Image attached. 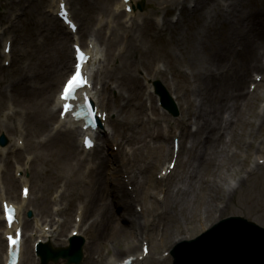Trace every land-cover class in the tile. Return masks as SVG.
Segmentation results:
<instances>
[{
	"label": "rangeland",
	"instance_id": "obj_1",
	"mask_svg": "<svg viewBox=\"0 0 264 264\" xmlns=\"http://www.w3.org/2000/svg\"><path fill=\"white\" fill-rule=\"evenodd\" d=\"M51 1L0 0V122L5 123V118H8V127L5 130H8V138H14L15 135L19 136L18 132L14 131L15 120L19 119L20 113H24L21 118L27 133V137L23 140L26 150L24 153L20 151L16 156L9 157L0 155L3 172L2 186L6 190L8 199L12 202L20 201V186L12 183L14 171L10 161L13 159L16 163H22L18 165H23L25 158L32 160L29 174H26L30 181L31 198L24 210L22 230L25 234V241L19 264H41L31 249L33 240H30L29 235L33 231L34 224L31 220L33 217L28 219L26 212L34 211L37 208L35 215L39 224L47 222L49 227L57 229L55 232V237L58 234L57 239L51 242L55 248L51 247L53 249L65 248L68 246L67 240L71 236L74 226L77 225L78 211L86 213L88 209L85 194L89 193L93 179L99 175L93 177L92 173L88 176L89 166L87 164L83 169L79 170L78 168L76 173L75 171L71 172L77 168L74 162L77 158L76 150L80 148H76V146H80L78 140L75 147H71V152L69 150L67 153L69 159L63 160V164L59 163L60 149L50 161V156L56 153V144L59 141L52 142L51 145L48 143L46 145L48 147H44L42 150L36 149L43 137L47 139L50 123L51 125L55 123L54 115L56 117L57 113L50 111L52 96L62 76L60 77L59 70L55 71V67H53L55 63L51 59L47 62L48 72L41 77H39V67H34L33 70L36 73H33L30 66L41 62V60L44 62L52 52L61 59H63L62 55L66 53L72 59L70 36L66 37L62 32L59 33V37L56 35L59 32L55 23L58 18L48 11ZM119 1L69 0L73 15L80 24L78 39L85 46L89 41L94 40L100 49L101 63L91 67L90 76L95 89L102 91L100 96L98 94L99 98L107 100L108 109L111 111L107 126L109 133H112L108 137L109 145L105 136L102 139H97L98 148L102 152H95L88 157H93L95 164L99 158L104 159L101 170L105 180H108L112 168H124L119 177L124 180V183L121 181L120 183L124 184L125 197L132 202L134 200L131 210L128 213L119 210V205L122 203L119 200L122 197L117 194L120 189H116V192L113 191L114 185L111 194L106 196L108 204L106 207L112 224L124 226L130 234L136 233V235L122 240L106 234L101 241L96 242L91 238L92 235L88 234L90 232H86L84 236L81 235L85 242L82 264H87L89 260L86 258L88 255L90 256L89 249L92 250L94 264H104L99 259L100 257L115 256L118 258L124 255L126 250H129L128 246L132 241L137 242L139 254L143 243L150 248L151 255L155 258L157 255L153 246L159 244L161 229L165 226L168 228L165 248H169V250L174 248L178 242L196 237L207 227L228 216H242L264 227V75L260 74L262 79L257 82L253 92L257 93L259 97V100L255 101L256 110L250 107L246 108L245 125L239 126L236 130L235 140L232 143L229 141V144L222 148V150L227 149L228 155L223 158L221 154H218L213 158L214 161L212 159L206 163L209 166L203 168L204 166L196 167L193 162L195 147H193V137L190 133L192 130L191 121L187 120V112L185 113L184 109L186 103L194 105V100L190 96V92L187 94L188 96H184L183 90H192L196 84L193 85V80L190 83L183 79L173 80L168 70V65L171 64L175 66L176 72L189 73L191 70L189 68L191 48L196 47L195 44L199 38L212 43L209 44V49L216 50L214 54L218 53V55L222 54V48H229L227 42L238 36H241L239 41L242 43L256 41L260 36V29L257 25L262 22V14L243 17L242 24H245L246 28L239 35H236L235 32L234 17L226 22L221 21L223 19L221 18L208 23L215 24L208 26L210 30V34H208L205 33L207 31L203 28V22L199 20L198 15L191 14L192 0H176L173 5L169 4V10L166 9V6H162L163 0H136L133 4L136 11L132 16H128L123 10L115 14L116 2ZM178 1L180 2L178 3ZM235 1L237 5L244 3L248 8L257 6L256 0ZM11 3L15 4L13 10H10L11 7H14ZM181 3L184 6L183 10ZM138 5L141 6V11ZM3 15L6 18H3ZM180 17L183 18L180 19ZM146 18L148 19L147 27L142 26L141 29L134 28V30L132 28L141 48L148 51L145 54L144 66L140 65V59L131 58L123 68L124 61L118 59V53L125 46V41L121 39V36L131 25L140 26L142 20ZM101 19L103 24L99 25ZM178 19H180L179 22H177ZM189 24L194 25V28L189 29ZM53 29L55 35L47 37L46 35L52 33ZM35 31L37 36L34 35ZM207 36L208 38H206ZM114 37L115 41L118 38L119 41L116 43L114 41L113 45L107 48L106 42ZM6 39L10 42L9 48L6 50L10 57L8 61H3V42ZM234 47L236 52H240V55L245 57L249 55L241 52V48L237 46L236 42ZM254 56H256L255 51ZM238 57L239 55L236 54L227 59V67L234 70ZM71 64L72 61L68 67ZM21 72L28 75L19 81L23 84L16 86L17 88L13 85L5 91V87L12 80L19 78ZM160 73L166 77L161 76ZM48 76H50L51 82L54 81L53 84L45 81ZM143 77L159 78L158 80L165 86L169 94L174 97L179 108L178 118H172L163 113L156 104L157 99L147 89ZM25 83L30 87L24 91L23 95H17ZM15 88L16 90H14ZM95 89L94 91H96ZM130 94L131 96H129ZM120 95L124 97L125 106H122ZM242 101L240 99L239 105ZM44 109L48 113L51 112V115L54 114L53 118L48 121L47 125L46 122L39 126H32L35 114L42 117L41 111ZM121 110H123L122 113ZM24 116L25 119H23ZM170 127L172 128L169 131ZM173 128L174 131H172ZM182 128H184L182 132L186 137L180 149L178 167L164 181L160 178L161 172L165 173L167 170L170 157L159 161L158 155H162L159 151L161 148L169 147L170 153L173 137H167L168 131L169 135H179ZM66 138H70V145L74 146L72 135L64 137V139ZM60 139L63 138L60 137ZM157 147H161L159 151L156 150ZM111 151L120 156L122 163L119 165L117 162L113 163L112 157L109 155ZM208 154L209 150L207 156ZM71 157H75L74 160ZM259 161L260 163H258ZM132 175L133 181L131 180ZM85 176L86 178L83 180ZM141 176H143L147 187L149 186L147 197L141 196L135 184L137 178L141 181ZM168 184H172L171 192L166 197ZM234 184H236L235 187L231 188ZM177 189L179 192H176ZM209 195H212L216 200L215 203L218 207L212 206L209 217L202 216L203 207H205ZM166 200L168 212H170L169 220L163 221L165 225L159 222L158 228L155 230H152L151 227L146 229L145 220L147 217L149 218V215L138 213L136 209L149 208L151 202L153 204L156 201L157 214H160L166 207ZM55 208L60 212L55 211ZM124 214L128 219L125 223L122 221ZM86 217L92 219V216ZM136 220L142 222L138 223ZM132 221L135 222L134 225ZM88 227L89 224L86 223L84 229ZM2 228L0 226V264H4L5 254L1 236ZM141 240H143L142 243H140ZM93 242L97 243L96 247ZM171 259L168 257L164 260L167 261L166 264H171ZM48 264H65V261L60 259L57 263L49 262Z\"/></svg>",
	"mask_w": 264,
	"mask_h": 264
},
{
	"label": "bare ground",
	"instance_id": "obj_2",
	"mask_svg": "<svg viewBox=\"0 0 264 264\" xmlns=\"http://www.w3.org/2000/svg\"><path fill=\"white\" fill-rule=\"evenodd\" d=\"M43 1V0H42ZM116 1V0H115ZM64 3V0H52L51 3L48 5V11L52 14L57 16L58 10H59V4ZM69 0H67L66 5H68V11H69V17L70 19L75 22L76 24L79 23V20L74 19L75 17L72 16V12L70 11V4L68 3ZM136 0H130V2L127 5H132L135 3ZM176 0H163L162 6H166V9L169 10V4L175 3ZM180 1H178L179 3ZM116 12L115 14H118L122 9H125L126 5L120 0L119 2H116ZM191 3H193L194 9L191 11V14H197L199 20L203 22V28L206 29L207 32L210 34V30L208 29V26H214L215 24H208L214 21L215 19H221V21L226 22L227 20L230 21L232 17H234V21L236 22V27H235V32L236 35H239V33L243 32V29L246 28L245 24H242L243 22V17L246 16H255L257 14H262L264 16V0H258L257 1V6L255 8H248L244 3H240L237 5V2L235 0H192ZM12 6L10 10L15 9V4L11 3ZM67 8V6H66ZM181 8L183 10L184 6L183 3H181ZM133 12L131 11L130 16ZM181 13V12H180ZM245 14V15H244ZM183 15V14H181ZM230 15V16H229ZM3 18H6L5 15L2 16ZM183 18V17H182ZM225 18V19H224ZM41 19V18H40ZM39 19V20H40ZM148 19H143L142 23L140 26L137 24L131 25L128 30H125L124 33L121 36V39L125 41V46L123 49L118 53V59L123 60V68H125V63L129 59H140V65L144 66V58L145 54L148 52L146 49L141 48L140 44L138 43L137 39L135 38L133 34V30L139 29L142 26L147 27L148 26ZM46 21V19H45ZM220 22V20H219ZM56 27L58 29V33L56 34L58 37L60 36V32H62L64 35H69L71 32L67 29L65 30V27L63 24H61L58 20L55 21ZM89 24V23H88ZM103 24V20L101 19L99 21V25ZM159 24V22H157ZM234 24V22H233ZM47 25V24H46ZM169 25V24H168ZM170 26V25H169ZM262 26L264 27V21L262 23ZM164 27V24H163ZM261 27V28H263ZM133 28V30H132ZM189 29H193L194 25H188ZM141 29V28H140ZM49 30V29H48ZM54 29L52 33L47 34L46 36H54ZM77 32V31H76ZM213 31L211 32V34ZM76 34V33H75ZM35 36H37L36 31H35ZM207 35V34H206ZM67 37V36H66ZM208 38V36L206 37ZM37 39V38H36ZM74 40L77 41L78 38L74 37ZM239 39L235 40H230L229 46L231 45V50H226L225 48H222L221 55H218V53L214 54L212 49H209V44H212L210 42H205L203 39L199 38L196 42V47L191 48V56L189 58L190 63H189V68L191 69V74L190 76H187L186 73H180L176 72L175 66L169 64L168 68L170 71L171 76L173 77V80H178V79H183L185 82H188L189 79L191 78L193 82L196 84L192 90L187 89L184 93V96H188L187 94L190 92V96L193 97V102L192 103H186L185 110L187 112L188 120H192L193 123L191 126L195 127L194 132L191 134L193 137V147H195L194 151V157H193V162L196 164V167L199 166H204L203 168L209 166L206 165L207 162L211 161L213 158H215L218 154H221V156L224 158L225 156L228 155L227 149L222 150L224 146H227L229 144V141L231 143L235 140V137L237 135L236 130L239 126L245 125L246 121L244 118V113L246 108H257V104L255 101L259 100V97L257 93H247L245 91V84L246 81L248 80V72L249 71H260L261 73L264 72V66H260V60H261V55L259 58V61H257L258 57L260 54H264V36L262 37L261 40H259L255 46L253 47L252 45H246L244 49L241 51L245 53H249V57H246L242 60L241 65L238 69H230V67H227L226 62L224 61V58L228 56V54H238L239 52H236L235 47H234V42L237 43ZM45 41V40H44ZM115 41V37L112 39H109L106 42V47L110 48ZM119 41V38L115 41V43ZM137 42V43H136ZM136 43V44H134ZM8 39H6L3 42V47L4 49L8 48L9 45ZM85 51L90 55L89 61L86 63V70L90 71V68L97 64L101 63V52L100 49L98 48L97 43L94 40L89 41L88 45L85 47ZM149 49V53H150ZM254 51L256 52V56H254ZM63 59L61 57L57 56L53 52L48 55L46 60L44 62L41 60V62H38L32 66H30L31 71H34V67H39V77H41L43 74L48 72V60H52L55 64L53 67H55V71L59 70L60 73H65L68 70V65L70 62L69 55L64 53ZM4 59L3 61L8 60V55L3 54L2 56ZM250 59V61H247ZM257 69V70H256ZM99 72V71H98ZM33 73H36L34 71ZM28 75L20 73L19 78H16L15 80H12L5 88V91L12 87L13 85L20 86L23 83L19 82L21 79L27 77ZM145 80L147 86L149 89H152V79H148L146 77H143ZM46 82H51L50 76L45 78ZM54 81L51 82L53 84ZM93 84V82H92ZM30 86L24 84V86L21 87V92L17 93V95H23L24 91L29 88ZM17 88V87H16ZM16 88L14 90H16ZM93 89H91V94H92V99L93 102L97 105L100 110L97 113L105 114V120L102 121L100 120V126L96 130V134H100L103 132V134H106L107 136L109 135V132L106 130V123L109 120L110 113L107 111L108 105L107 103H103L104 99H102V104L101 101L99 100L98 96V91L93 92ZM102 92V91H101ZM131 96V94L129 95ZM243 99L241 104L239 105L238 101L235 99ZM124 97L120 95V101H123ZM261 100V98H260ZM245 101V104H244ZM53 104V109L56 108V106L59 104L58 96H54L52 100ZM244 104V105H242ZM61 105V102H60ZM193 107L194 110H193ZM256 110V109H255ZM46 113V112H45ZM250 113V112H249ZM248 113V114H249ZM44 114V112H43ZM45 115V114H44ZM48 115V113H47ZM252 116V114H250ZM51 117V114L49 113L48 115ZM53 118V117H51ZM5 123L3 121L0 122V133H3L7 135V121L8 118H5ZM47 120L44 118L37 117L35 114V119L33 121V125H40L43 123H46ZM48 122L46 123V125ZM16 125V124H15ZM82 124H75L71 123L67 117H65L63 120L60 119V117L57 116V122L55 123L54 126H52L53 131H56V134H52V138L49 143H52V141H59L60 136L63 137V140L59 141L60 143L57 145V149H60V163L64 159H68L66 153H68V150L66 152V146H68V143L65 141L64 137H70V134H73L74 142H75V137L77 138L80 133H82L81 129ZM17 128H20L19 125H17ZM105 132V133H104ZM135 138V135L133 136ZM191 137V138H192ZM230 137V139H229ZM181 138L184 141V134L181 132ZM70 138H68L69 140ZM9 140V150H16L17 152L20 151L21 149V142L20 139H8ZM82 140V139H81ZM107 140V139H106ZM108 141V140H107ZM7 147V148H8ZM5 148H0V154L4 155L5 152H8ZM70 150V149H69ZM209 150V154L207 156V152ZM162 155H158L159 161H163L166 158L170 156L169 153V148H161L159 151ZM58 154V151L54 153V155L51 157L52 159ZM109 155L113 158V163L117 162V165L122 163L120 160V156L113 154L112 151L109 152ZM207 156V157H206ZM12 161V160H11ZM10 161V163H11ZM98 161H101V159H98ZM214 161V159H213ZM84 163V161H81ZM100 163V162H99ZM102 164L104 162L102 161ZM161 165V164H160ZM16 166V165H15ZM79 168L81 165H78ZM124 167V166H123ZM1 169V168H0ZM25 168H22L21 166L18 167L16 166L15 172H22ZM124 168L117 169V168H112L111 170V178L109 175L108 180H105L102 177V173L98 172L97 175L98 177L94 178L93 180V185L91 186L92 188L90 189L89 193L86 196V203L88 206V209L86 210V213L82 211L80 215H78L79 222L77 223L76 227L72 230V232H77V235L84 236L86 232H90L88 234H91V238L95 240L96 242L101 241L104 235L109 234L115 237L118 240L122 239H128L132 237L134 234H130L129 232L126 231L124 226H118V224H112L110 220V215L108 213V209L106 207L107 202H106V196L108 194H111L112 185L115 186L113 191L116 189H120L118 191V196H121V200H119L121 203L120 209L124 213H128L131 210V204H133L132 201L127 199L125 197V191L123 190L124 180L120 178V173L122 172ZM75 171V173L78 171L77 169L72 170L71 172ZM133 171V170H132ZM131 171V172H132ZM137 176V175H136ZM142 179L141 181L137 178L136 179V187L138 188V191L141 193L142 197H147V193L149 192V186L147 187L143 176H141ZM86 178V176L83 178V180ZM163 179L167 180L168 177L164 176ZM131 180L133 181V175L131 176ZM23 186H26L27 181L25 176L22 175V177L17 180ZM106 182V185L104 183ZM174 184V183H173ZM171 185H167L166 189V197L170 195L171 192ZM1 181H0V187H1ZM120 187V188H119ZM105 188H108V191L105 190ZM177 188V187H176ZM175 188V189H176ZM3 188H0L2 190ZM212 191V190H211ZM176 192H179V189L176 190ZM3 200V194H0V203ZM26 199L22 198V204L20 206L17 205V223H13L11 226V230H16L19 225L23 222L22 218V207L25 204ZM216 200L212 197V195H209L207 197V201L205 204V207L202 216H208L209 213L211 212L212 206L218 207L217 204L215 203ZM156 201L155 203L152 204L149 208H142L141 207V212L142 214L149 215V218L147 217V220H145V228L151 227L152 230H155L158 228L159 222L165 223L163 221L169 220V213L168 212V205L166 202V207L163 209L162 213L157 214V209L158 207L156 206ZM35 211V209H34ZM148 213V214H147ZM86 216H92L91 217H86ZM3 220V218H2ZM123 223L128 221L126 218L125 214L123 215L122 218ZM138 223H141L142 221L136 220ZM4 223V222H3ZM34 223V228L33 231H36V236H32L35 239H41L40 242L48 244L50 241L55 240V235L54 232H48L42 227V224H39V221L36 216H34L33 219ZM88 223L89 227L84 229V225ZM132 224L134 225L135 222L132 221ZM132 225V227H133ZM171 230V229H170ZM172 232V231H171ZM9 234L8 231H5L4 235ZM141 238V236H140ZM168 238V228L165 226L161 229V236L159 240L158 245H154L155 247V254L158 257H150L149 259L147 256H144L141 253V247H140V254L137 251V246L134 241H132L130 246H128L129 250L125 251L126 256L122 255L120 257H115V256H102L99 259L102 260V263L104 264H118V262H122L125 258H132L130 264H166L165 260L159 259L160 255L163 254L164 252H167L169 248H165L166 245V239ZM143 240L140 241L142 243ZM93 245L96 247L97 243L93 242ZM22 248V247H21ZM99 250V248H98ZM91 256H92V250ZM150 253L148 252V255ZM125 257V258H124ZM89 260L87 261V264H94V262L91 260L92 257L88 258Z\"/></svg>",
	"mask_w": 264,
	"mask_h": 264
},
{
	"label": "water",
	"instance_id": "obj_3",
	"mask_svg": "<svg viewBox=\"0 0 264 264\" xmlns=\"http://www.w3.org/2000/svg\"><path fill=\"white\" fill-rule=\"evenodd\" d=\"M80 257L76 254L69 261ZM173 257V264H264V230L239 218L229 219L195 242L183 244Z\"/></svg>",
	"mask_w": 264,
	"mask_h": 264
},
{
	"label": "snow or ice",
	"instance_id": "obj_4",
	"mask_svg": "<svg viewBox=\"0 0 264 264\" xmlns=\"http://www.w3.org/2000/svg\"><path fill=\"white\" fill-rule=\"evenodd\" d=\"M81 58V55L78 53L77 59L79 60ZM81 64L76 65V72L68 79L66 85L64 86L61 99L67 100L70 96L75 95L77 89L82 86L83 83H85V79L81 75ZM87 100V98H85ZM64 111H69V105L67 103L64 104ZM85 144L87 146H91V141L86 137L85 138ZM7 211V207H6ZM9 220H11V217H9Z\"/></svg>",
	"mask_w": 264,
	"mask_h": 264
}]
</instances>
